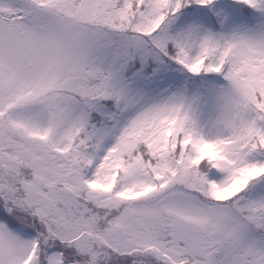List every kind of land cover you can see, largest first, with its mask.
Instances as JSON below:
<instances>
[{
    "label": "snow or ice",
    "instance_id": "6c2138e0",
    "mask_svg": "<svg viewBox=\"0 0 264 264\" xmlns=\"http://www.w3.org/2000/svg\"><path fill=\"white\" fill-rule=\"evenodd\" d=\"M0 264H264V0H0Z\"/></svg>",
    "mask_w": 264,
    "mask_h": 264
}]
</instances>
